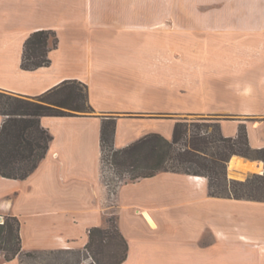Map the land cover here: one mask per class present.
Here are the masks:
<instances>
[{
	"label": "crops",
	"instance_id": "1",
	"mask_svg": "<svg viewBox=\"0 0 264 264\" xmlns=\"http://www.w3.org/2000/svg\"><path fill=\"white\" fill-rule=\"evenodd\" d=\"M39 31L58 45L49 66L26 70ZM68 81L87 87L92 113L41 117L53 139L38 168L0 175V217L20 220L26 253L84 250L90 230L106 227L108 122L117 150L150 134L172 140L189 116L218 119L225 137L245 127L264 149V0H0V92L38 98ZM114 209L129 245L122 264H264V202L213 197L205 177L124 183Z\"/></svg>",
	"mask_w": 264,
	"mask_h": 264
},
{
	"label": "trees",
	"instance_id": "2",
	"mask_svg": "<svg viewBox=\"0 0 264 264\" xmlns=\"http://www.w3.org/2000/svg\"><path fill=\"white\" fill-rule=\"evenodd\" d=\"M51 42L53 47H57L55 32L33 33L25 44L22 67L35 70L49 66ZM36 100L0 92V115L6 117L0 131V175L4 178L24 180L45 158L53 137L41 126V117L88 114L93 110L87 87L77 81L64 82ZM208 127L190 126L181 121L174 129L172 140L160 134H150L127 148L117 150L113 143L115 125L108 122L102 129L103 157L105 148L109 147L114 151L116 165L133 167L135 171L140 169L132 181L151 178L160 172L184 173L207 178L213 197L264 202L258 197L240 195L241 187L247 183L228 179V167L236 156L264 161V149L250 146L245 127L240 129L237 137H225L218 122L212 126L213 130ZM257 179L259 182L250 183L252 188L264 185V175ZM5 218L4 223H0V258L4 256L6 261H11L23 253L21 222L16 217ZM109 224L110 228L95 227L90 230L89 242L84 250L49 253H75L78 257L72 264H82L88 258L93 260L91 264H122L128 257L129 245L120 232L115 215L109 219Z\"/></svg>",
	"mask_w": 264,
	"mask_h": 264
},
{
	"label": "rangeland",
	"instance_id": "3",
	"mask_svg": "<svg viewBox=\"0 0 264 264\" xmlns=\"http://www.w3.org/2000/svg\"><path fill=\"white\" fill-rule=\"evenodd\" d=\"M30 101H37L36 98L28 99ZM183 122L188 123L190 126H201L202 128H207L209 130H213L214 124L218 119L213 117L207 116H189L185 118H181ZM241 157V156H239ZM104 163H103V172H104V181L106 182L109 190V197H110V205L112 208L108 210V217H107V225L106 228H110L109 219L114 218V203H115V193L118 187L124 183L131 182L133 178H135L139 172L141 171L138 169H133V167H128L126 165H116V157L114 155V151L111 150L109 147L105 148L104 150ZM245 159V157H242ZM123 159H121L122 161ZM232 160V159H231ZM231 162V161H230ZM234 163V162H233ZM232 163V165H233ZM232 165L228 170V179L232 182L237 183H247L245 186L241 187L240 195L244 197H258L264 199V185L262 187H255L252 188L250 183H257L259 180L257 179L258 176L264 175V170L258 166L254 170H250L244 173L243 177L235 176L234 168L231 169ZM235 167V166H233ZM264 184V183H263ZM231 187V186H230ZM6 218L4 217V220ZM23 264H72L75 262L76 258L78 257L75 253H56L50 254L45 252H37L34 254H28L23 252L20 255ZM4 259V256H2Z\"/></svg>",
	"mask_w": 264,
	"mask_h": 264
},
{
	"label": "bare ground",
	"instance_id": "4",
	"mask_svg": "<svg viewBox=\"0 0 264 264\" xmlns=\"http://www.w3.org/2000/svg\"><path fill=\"white\" fill-rule=\"evenodd\" d=\"M230 163H229V165H230ZM233 166H235V167H233ZM256 167H257L256 163L247 161L244 158L236 157L231 169L234 168L235 176L243 177L244 173H246L247 171L249 172L250 170H254V169H256Z\"/></svg>",
	"mask_w": 264,
	"mask_h": 264
},
{
	"label": "built area",
	"instance_id": "5",
	"mask_svg": "<svg viewBox=\"0 0 264 264\" xmlns=\"http://www.w3.org/2000/svg\"><path fill=\"white\" fill-rule=\"evenodd\" d=\"M0 223H4V217H0Z\"/></svg>",
	"mask_w": 264,
	"mask_h": 264
},
{
	"label": "water",
	"instance_id": "6",
	"mask_svg": "<svg viewBox=\"0 0 264 264\" xmlns=\"http://www.w3.org/2000/svg\"><path fill=\"white\" fill-rule=\"evenodd\" d=\"M233 157H235V156H233ZM233 157H232V158H233ZM232 158H231V159H232ZM230 161H231V160H230ZM229 163H230V162H229Z\"/></svg>",
	"mask_w": 264,
	"mask_h": 264
}]
</instances>
